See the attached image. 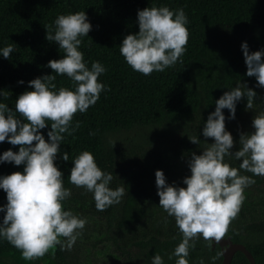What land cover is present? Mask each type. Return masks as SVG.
Instances as JSON below:
<instances>
[{"label": "trees", "instance_id": "16d2710c", "mask_svg": "<svg viewBox=\"0 0 264 264\" xmlns=\"http://www.w3.org/2000/svg\"><path fill=\"white\" fill-rule=\"evenodd\" d=\"M162 6L184 10L190 36L173 67L145 76L127 64L119 49L127 35L138 34V11ZM79 11L86 12L92 25L79 47L85 63L91 69L99 61L107 71L99 77L105 85L100 99L74 116L72 126L80 122V127L73 135L63 134L55 163L64 174V186L71 189L63 202L65 210L97 225L87 239L106 231L123 264H152L156 254L164 264H175L173 253L182 234L174 217L159 206L155 173L162 170L169 185L187 187L183 180L191 175V154L200 155L208 143H214L203 136V129L215 111V101L237 85L243 91L246 85L257 97L252 109L246 108V97L237 101L235 119L230 118V110H223L226 130L234 139L233 155L240 150L241 134L255 131L253 119L264 113V87L247 76L242 44H248L250 53L264 52V0H0V90L8 96H0V102L15 111L19 95L34 90L30 81L56 75L47 65L65 54L46 39V27L51 25L54 33L59 15ZM10 44L14 51L5 59L2 49ZM55 83L57 90H75L67 76L57 75ZM50 130V124L40 130L49 142ZM191 137L200 143H192ZM8 150L18 152L19 146L7 140L0 143V156ZM85 150L113 175L110 188L125 189L121 202L105 211L96 209L93 193L69 181L74 159ZM64 152L68 161L62 158ZM225 162L238 168L242 160L226 156ZM24 167L0 163V177L23 172ZM241 175L251 176L256 183L245 189L246 200L230 229L254 253L257 263L264 264V177L243 170ZM7 202L6 192L0 189V207ZM5 215L6 211L0 212V223ZM190 243L195 247L190 249L189 264H209V243L202 237ZM74 254L57 246L54 255L26 261L20 250L0 237V264H76Z\"/></svg>", "mask_w": 264, "mask_h": 264}, {"label": "clouds", "instance_id": "9594fccd", "mask_svg": "<svg viewBox=\"0 0 264 264\" xmlns=\"http://www.w3.org/2000/svg\"><path fill=\"white\" fill-rule=\"evenodd\" d=\"M54 23V33L51 25L45 26L46 39L57 43L65 54L47 65L56 75L30 81L29 87L34 90L19 95L15 111L0 102V143L7 140L19 146L18 152L5 151L0 163L25 165L23 172L0 177V189L6 192L8 201L5 207H0V212L6 211L0 223V237L20 250L21 258L26 261L42 259L50 252L54 255L57 246L70 251L83 235L87 220L65 210L63 202L71 196V189L64 186V174L55 161L63 134L73 135L80 127V122L72 126L74 116L87 112L105 90L99 77L106 68L96 61L89 69L79 50L81 37L88 36L92 30L86 12L59 15ZM138 23V34L127 35L120 45V54L127 64L145 76L173 67L185 53L190 36L184 10L173 11L167 6L145 8L138 11ZM242 50L247 76L255 77L258 85L264 87V52L250 53L246 42ZM13 51L14 46L10 44L2 49V55L9 59ZM57 75L70 78L75 90L67 87L57 90ZM244 87L246 91L237 85L215 101V111L208 116L203 129V136L214 139V143H208L200 155L191 154V175L183 180L187 187L169 185L162 170L155 173L159 206L174 217L182 234V241L173 253L177 257L175 264H189L190 249L195 247L190 242L202 237L211 246L226 238L246 200L245 189L256 183L251 176L241 175V170L264 177V113L254 117L253 133L241 134L240 150L234 155L230 151L234 139L226 130L223 110H230V118L235 119L237 101L244 97L247 98L246 108H253L257 93ZM0 96L8 98L4 90H0ZM49 124L51 142L40 133ZM189 139L194 144L200 143L196 137ZM226 156H234L242 163L238 168L233 167L225 162ZM62 158L68 161V152H64ZM73 162L70 183L93 193L98 211L121 202L124 187L115 190L109 187L113 175L98 166L90 151H82ZM226 251L225 248L218 252L212 257L213 261ZM152 264H164V261L156 254Z\"/></svg>", "mask_w": 264, "mask_h": 264}, {"label": "rangeland", "instance_id": "374dc122", "mask_svg": "<svg viewBox=\"0 0 264 264\" xmlns=\"http://www.w3.org/2000/svg\"><path fill=\"white\" fill-rule=\"evenodd\" d=\"M147 164L151 165L152 161ZM85 219L87 220V223L83 229V235L77 239L73 246L76 250H81L82 254L87 257L85 264H120V258L113 254L110 243L99 244L100 240L97 233L87 239V236L91 234L94 227L97 228V225H93L94 222L91 219Z\"/></svg>", "mask_w": 264, "mask_h": 264}, {"label": "flooded vegetation", "instance_id": "af4514ba", "mask_svg": "<svg viewBox=\"0 0 264 264\" xmlns=\"http://www.w3.org/2000/svg\"><path fill=\"white\" fill-rule=\"evenodd\" d=\"M106 233H107L106 231H104V233L103 232L97 233L98 236H99V240H100V243L99 244L102 245V244H105L107 242L110 243V246L112 247L113 254L116 255L118 258H120V261H121L120 264H123V258H122V256L119 254L118 251H116V246L114 245V242L112 240L107 239V234ZM227 235H229L231 237V239L235 243H241V244H243L246 247V249L251 252V254L253 255V257L255 258L256 264H258L257 263V259H256L255 255H254V253L247 247V245L244 242L240 241L239 238L235 237V234L233 233V231L231 229H229V232H228ZM213 243H215V242H213ZM213 243H212L211 246H209L210 247V251H209V264H223V262L225 260V255H221L215 261H213L212 257L216 256L218 252H223L224 251V247L221 244H216V243H215V246H213ZM68 252H70V254L71 253L72 254L75 253L74 255L77 254L75 256V258H77L76 264H85L86 263L87 257L82 254V251L81 250H79V249L76 250L73 247ZM74 255H72L73 258H74ZM235 261H238L239 264H250V261H249L248 256L242 250H236L234 252L230 264H234ZM71 264H74V263H71Z\"/></svg>", "mask_w": 264, "mask_h": 264}, {"label": "water", "instance_id": "95a60500", "mask_svg": "<svg viewBox=\"0 0 264 264\" xmlns=\"http://www.w3.org/2000/svg\"><path fill=\"white\" fill-rule=\"evenodd\" d=\"M220 244L226 248L227 251L225 252V260L223 264H230L232 256L236 250H242L245 252V254L248 256L250 264H256L255 258L251 254L249 250L246 249V247L241 243H235L229 235L226 236L224 240L220 242ZM213 246H215V243H213Z\"/></svg>", "mask_w": 264, "mask_h": 264}]
</instances>
